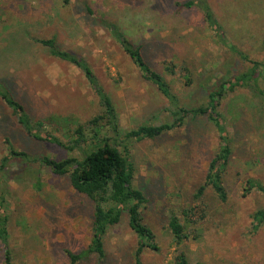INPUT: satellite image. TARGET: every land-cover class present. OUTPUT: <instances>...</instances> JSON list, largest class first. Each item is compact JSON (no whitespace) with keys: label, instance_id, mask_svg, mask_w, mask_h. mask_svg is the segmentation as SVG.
I'll return each instance as SVG.
<instances>
[{"label":"rangeland","instance_id":"1","mask_svg":"<svg viewBox=\"0 0 264 264\" xmlns=\"http://www.w3.org/2000/svg\"><path fill=\"white\" fill-rule=\"evenodd\" d=\"M187 1L28 0L25 7L23 0H0V79L8 82L35 121L56 115L85 123L101 114L99 98L82 70L51 56L32 40L56 37L61 49L77 54L93 69L116 107L121 129L171 122L168 99L143 79L96 20L118 24L134 44L143 45L148 62L163 74L182 105H200L205 103L206 90L199 84L209 88L229 74L247 71L249 65L215 41L198 9L175 6ZM207 2L230 42L251 59H264V0ZM170 64L175 65L174 74L166 71ZM183 65L196 80L193 86L186 85ZM261 86L264 89V81ZM221 111L229 116L237 134L225 176L229 199L222 203L207 189L203 200L208 216L199 230V241L178 247L164 225L171 204L188 205L204 182L219 145L211 124L199 118L158 140L129 145L136 183L150 200L145 222L159 245V251H145L143 264H175L179 250L186 252L192 264H264V225L252 232V216L264 207V196L242 193L249 178L264 184V104L240 90L223 102ZM6 139L18 151L33 156L63 159L71 155L30 137L0 98V166L8 152ZM16 171L15 166L8 169L7 180L0 172L15 264H70L67 251L83 253L91 243V202L72 189L67 177L54 175L45 166H32L31 174ZM104 243L105 264H134L137 237L126 215L109 228ZM79 264L99 263L96 256L88 255Z\"/></svg>","mask_w":264,"mask_h":264},{"label":"trees","instance_id":"2","mask_svg":"<svg viewBox=\"0 0 264 264\" xmlns=\"http://www.w3.org/2000/svg\"><path fill=\"white\" fill-rule=\"evenodd\" d=\"M28 0H23L25 7ZM140 1V0H135ZM54 2V1H53ZM67 2V0H66ZM178 10L198 9L207 28L213 32L215 41L228 52L236 55L243 63L248 64L247 71L229 74L221 82H214L209 88L199 84L201 90H206L205 103L190 106L181 104L172 92L163 74L155 70L145 56L144 46L134 44L118 26L106 20L97 19L105 27L124 53L131 59L143 79L153 85L168 99L173 120L158 125L142 124L135 129L123 130L118 125V114L111 98L104 92L97 76L90 65L77 54L59 47L56 37L35 39L33 41L46 48L49 54L57 59L71 63L82 70L88 83L99 98L102 113L85 123H79L73 117L51 115L40 120H33L25 106L18 100L6 80L0 79V98L11 110L22 129L38 141L52 143L71 153L63 159L50 156H33L25 151H18L6 139L8 152L3 158L0 172L10 176L8 169L16 167V172L31 174L32 166L40 164L51 170L54 175L67 177L74 191L86 197L92 204V235L88 250L83 253L67 251L70 264H79L88 255L96 256L99 264H105V243L110 227L118 225L124 215L128 218L130 229L137 237V248L134 252V264H143L142 255L147 250L159 251L157 236L154 230L145 222L144 211L150 204L146 191L136 183V168L130 159L129 145L133 141L158 140L189 122L204 118L215 130L219 145L209 161L203 184L196 191L193 200L188 205L171 204L167 209L165 229L172 237V242L181 247L185 243L199 241L202 238L199 230L206 222L208 211L204 204V195L211 189L222 203L229 199L225 184V176L229 170L237 137L234 124L229 116L221 111L224 101L230 95L240 90L248 91L250 95L264 104V59H251L230 42L225 28L220 23L207 0H189L185 3L176 2ZM90 15L95 13L87 8ZM264 45V40H263ZM165 54L161 53V56ZM175 65L170 64L166 71L174 74ZM185 76L186 85L193 86L196 80L190 75V70L183 65L181 70ZM235 119V117H233ZM235 123V121H234ZM232 132L229 131V127ZM59 132L62 137L55 134ZM74 153L76 155H74ZM7 180V179H6ZM1 182V181H0ZM0 186V264H15L10 248L9 217L4 212L5 196ZM259 192L264 196V184L254 178L245 181L242 187L243 196ZM252 232H257L264 225V207L252 216ZM175 264H192L183 250L175 257ZM199 264V263H198Z\"/></svg>","mask_w":264,"mask_h":264}]
</instances>
